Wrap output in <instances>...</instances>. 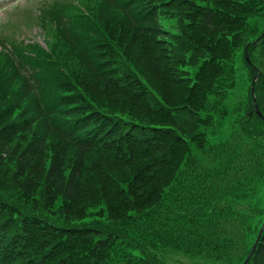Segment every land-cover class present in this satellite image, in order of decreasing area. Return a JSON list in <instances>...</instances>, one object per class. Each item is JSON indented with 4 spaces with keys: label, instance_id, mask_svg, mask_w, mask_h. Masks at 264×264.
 I'll use <instances>...</instances> for the list:
<instances>
[{
    "label": "trees",
    "instance_id": "16d2710c",
    "mask_svg": "<svg viewBox=\"0 0 264 264\" xmlns=\"http://www.w3.org/2000/svg\"><path fill=\"white\" fill-rule=\"evenodd\" d=\"M100 3L102 24L140 46L145 72L116 42V74L69 57L60 72L41 68L34 88L21 62L0 53V264H165L170 252L241 264L263 221L264 121L232 118L233 134L216 144L207 134L225 122L238 63L249 83L260 72L264 115V66L238 58L260 21L249 6L264 0H148L147 16L141 0ZM102 93L137 115L99 104ZM89 209L98 217L77 216ZM247 264H264V230Z\"/></svg>",
    "mask_w": 264,
    "mask_h": 264
},
{
    "label": "rangeland",
    "instance_id": "374dc122",
    "mask_svg": "<svg viewBox=\"0 0 264 264\" xmlns=\"http://www.w3.org/2000/svg\"><path fill=\"white\" fill-rule=\"evenodd\" d=\"M18 2H28L31 4L29 8H34V9L39 4V0H5V3L3 5H0V8L4 6L8 9L9 7H11L12 5H14L15 3H18ZM16 8H19V11H16V13H14L12 16L6 15L5 18L0 16V23L5 22V19H7V17H8V19L14 24L13 32L9 28L1 27V25H0V32L12 34L14 36H21V37H24L25 39L33 38L34 36H36L35 32L38 31V29L36 27H31V28L25 27L24 12L23 11L20 12V10H22L23 8H27V7L20 5ZM167 21L168 22H165L164 26H166L167 28H172L170 23H173L172 22L173 20L168 19ZM130 35H131L130 31H126L123 33L121 28L118 30H115V34H114L116 41L119 42V47L122 50H124L125 51L124 53H126V55L128 56L129 65H132L137 71L140 70L139 72H145L143 69L145 63L141 60H139L140 61V63H139V61L137 60L139 53H140V46L138 44H133V43L131 44V40H129ZM135 40H138V39L135 37L134 41ZM197 54H198V52H197ZM77 64L80 67H84V63L81 60H77ZM109 93H102L99 104H101L103 106L111 105L116 109H123L124 112L130 113L133 116L137 115L135 110L127 108L129 105L127 104L126 98L122 97L119 94L116 95V94H109ZM192 156L196 157L197 155L195 154V152H193ZM60 206H62V201H61V199H57V200L52 202L50 209L51 210L52 209L57 210ZM98 210L101 212H105V208L98 209ZM96 214H98V213L94 212V211H90V209H89L86 212L83 211V212L77 214V216L78 217L81 216V218H85V219H94V218L98 217V216H95ZM102 216L105 217L106 214H102ZM73 224H75V222ZM175 264H191V263H189L184 258H180L179 261L176 262Z\"/></svg>",
    "mask_w": 264,
    "mask_h": 264
}]
</instances>
